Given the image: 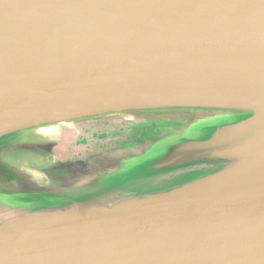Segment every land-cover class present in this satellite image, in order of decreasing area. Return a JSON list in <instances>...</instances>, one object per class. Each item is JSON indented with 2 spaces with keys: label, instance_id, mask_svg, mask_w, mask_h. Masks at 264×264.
I'll use <instances>...</instances> for the list:
<instances>
[{
  "label": "water",
  "instance_id": "1",
  "mask_svg": "<svg viewBox=\"0 0 264 264\" xmlns=\"http://www.w3.org/2000/svg\"><path fill=\"white\" fill-rule=\"evenodd\" d=\"M136 117L132 148L52 153ZM4 176L0 264H264V0H0Z\"/></svg>",
  "mask_w": 264,
  "mask_h": 264
},
{
  "label": "rangeland",
  "instance_id": "2",
  "mask_svg": "<svg viewBox=\"0 0 264 264\" xmlns=\"http://www.w3.org/2000/svg\"><path fill=\"white\" fill-rule=\"evenodd\" d=\"M148 121L158 122L154 118L136 117L134 119L116 118L77 123L72 129L63 130L58 145L52 150V153L56 161L64 167L75 165L81 168L84 166V162H89L92 157L114 150H122L121 146L128 145L135 140L138 141L142 133L146 136L149 132L152 134L154 129L150 127L151 124ZM4 177H6V183L0 184L1 187L17 190L20 185L14 179Z\"/></svg>",
  "mask_w": 264,
  "mask_h": 264
},
{
  "label": "flooded vegetation",
  "instance_id": "3",
  "mask_svg": "<svg viewBox=\"0 0 264 264\" xmlns=\"http://www.w3.org/2000/svg\"><path fill=\"white\" fill-rule=\"evenodd\" d=\"M148 122H150V124H151V126L150 127H152L153 129H154V132L156 131V129H157V127H156V124L154 123V122H152V121H148ZM150 130V129H149ZM147 134V133H146ZM149 134H151L150 132L148 133V135ZM147 135V136H148ZM146 135L145 134H143L142 133V135H140L139 137H140V139L138 140V141H133L132 143H130V144H128V145H124V146H121L120 147V149H126V148H131V147H133L134 145H136L143 137H145ZM117 149H119V148H117ZM87 161L86 162H84V166H83V163H81L82 164V166L83 167H85L86 165H87Z\"/></svg>",
  "mask_w": 264,
  "mask_h": 264
},
{
  "label": "bare ground",
  "instance_id": "4",
  "mask_svg": "<svg viewBox=\"0 0 264 264\" xmlns=\"http://www.w3.org/2000/svg\"><path fill=\"white\" fill-rule=\"evenodd\" d=\"M55 132V130H51L50 133L53 134Z\"/></svg>",
  "mask_w": 264,
  "mask_h": 264
}]
</instances>
